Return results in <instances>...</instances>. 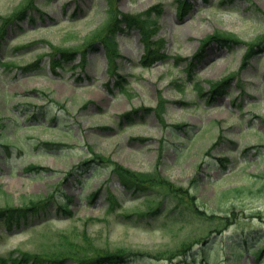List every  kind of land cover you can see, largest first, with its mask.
<instances>
[{
  "label": "rangeland",
  "instance_id": "obj_1",
  "mask_svg": "<svg viewBox=\"0 0 264 264\" xmlns=\"http://www.w3.org/2000/svg\"><path fill=\"white\" fill-rule=\"evenodd\" d=\"M181 1L190 5L186 12ZM112 7L132 14L155 7L154 39L167 57L144 66L141 31L114 30L120 54L112 68L103 39ZM228 32L250 43L263 38L264 0H0V206L53 198L51 209L66 194L75 213L31 216L28 230L0 235V254L44 255L62 246L60 234L79 243L84 230L100 247L151 252L210 231L204 220L179 225L163 216L140 226L107 213L102 196H89L99 187L120 189L109 167L72 171L102 154L133 170L159 168L209 212L241 214L218 239L244 229L264 233V51L243 66V44L205 45ZM109 69L126 87L115 85L122 77ZM229 77L227 93L212 98V82ZM134 110L132 119L123 117ZM48 141L58 145H41ZM30 164L51 170L27 171ZM123 202L120 213L135 216L145 200L136 194ZM221 251L227 258L229 247ZM253 259L246 251L231 262L258 264ZM131 264L169 261L160 254Z\"/></svg>",
  "mask_w": 264,
  "mask_h": 264
},
{
  "label": "trees",
  "instance_id": "obj_2",
  "mask_svg": "<svg viewBox=\"0 0 264 264\" xmlns=\"http://www.w3.org/2000/svg\"><path fill=\"white\" fill-rule=\"evenodd\" d=\"M233 2V0H229ZM184 12L190 7L189 3L181 1ZM180 5V6H181ZM155 7L149 8L146 12L132 14L124 13L121 10H116V7H112V16L109 18L107 38H103L105 42L108 41V53L110 54V62L116 64V57L120 54L117 43L114 40V36L111 34L114 30L123 29V27H134L141 31L142 40L145 42V52L142 63L145 66H151L156 61L162 60L167 57L166 51L160 50L157 47V42L154 39L156 33H154V27L151 24L153 19V13ZM20 17L26 15V10H23ZM152 19V20H151ZM110 30V31H109ZM3 30L1 31V33ZM0 33V35H1ZM218 33V32H217ZM214 33L213 36L208 37L205 45L218 43L222 47L235 48L238 45L243 44L246 48L243 64L247 65L252 57L259 50H264V37L257 40L255 43L245 42L236 34ZM94 48V47H93ZM69 51H64L63 55L70 56ZM202 55V54H200ZM198 57V55H197ZM35 64V63H34ZM34 64L25 66L24 68H30ZM61 64L60 60L53 61V66ZM193 64V63H192ZM23 68V69H24ZM193 66H191V69ZM116 73V72H114ZM117 80L118 85H123L124 76ZM232 77L224 79L222 81L212 82L210 92L212 98H216L219 94L227 93V89L230 86ZM199 85V84H198ZM200 87V86H199ZM202 90V87H200ZM203 93V92H202ZM127 115V114H126ZM129 115V114H128ZM130 116V115H129ZM131 117V116H130ZM45 145H57L52 142H45ZM8 146V145H7ZM224 165L229 159L227 157L220 159ZM92 161H98L96 165L107 162L112 172L117 176L122 185V190L119 192L107 189L105 191V201L108 205L107 210L109 213H115L116 210L123 208V201L126 196L139 194L144 197L145 203L143 206H137L138 210L135 214H138L137 218L132 214L118 213V218L122 221H133L140 225H144L148 220H143L145 217L151 219L154 223L158 217L166 216L172 222L185 225L187 222H194L197 220H204L209 225V232L202 234L201 236L190 237L189 235L177 241L175 244H168L166 247H162L159 250L153 252L143 249H134L123 246H117V248L100 247L94 244V238L88 234L86 230L82 232L85 236L83 241L72 240L68 234H60L62 246L54 250L49 255L39 256L36 253L30 255L25 251H10L9 254L0 255V264L13 262L14 264H64L66 260L71 261L74 264H128L131 262H137L139 260L149 259V257L157 258L160 254H165L173 264H223L224 261L227 264H233L238 262L246 251H249L253 255V260L258 261V264H264V233L261 230H248L244 229L241 233H233L226 235L221 239H218L215 232L225 234V231L233 223L240 219L239 213L232 211L229 213H216L214 211L209 212L207 209L197 205L196 194L192 189L181 184L175 183L169 179L168 176H164L163 173L156 168L153 171H139L133 170L121 163L112 160L106 155H97ZM92 163V162H87ZM43 167L41 165L30 164L27 167L28 170L39 172ZM48 169V168H46ZM101 190L93 192L91 197H97L101 195ZM51 200L45 201L40 199L38 201H29V204L25 203L22 206H0V233H9L18 226L20 227L22 221L27 223L28 214L40 215L44 219H52L53 216L58 214L73 217V210H71V204L66 197H62L59 200L58 207H51L48 210ZM144 208V209H143ZM93 220L92 217L89 218ZM228 240L231 242L229 243ZM197 245L200 249L196 250ZM229 247L227 258L222 259V249ZM66 252V253H64ZM56 253L53 257L50 254ZM64 256L62 258V254ZM181 255L182 258L174 261L173 259ZM60 257V259L58 258ZM224 263V264H225Z\"/></svg>",
  "mask_w": 264,
  "mask_h": 264
}]
</instances>
